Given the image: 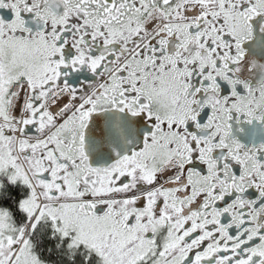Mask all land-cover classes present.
Segmentation results:
<instances>
[{
  "label": "snow or ice",
  "instance_id": "6c2138e0",
  "mask_svg": "<svg viewBox=\"0 0 264 264\" xmlns=\"http://www.w3.org/2000/svg\"><path fill=\"white\" fill-rule=\"evenodd\" d=\"M0 264H264V0H0Z\"/></svg>",
  "mask_w": 264,
  "mask_h": 264
}]
</instances>
